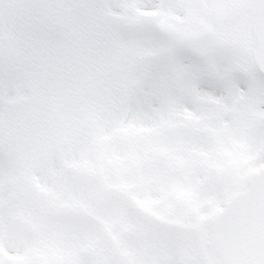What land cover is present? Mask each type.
I'll return each mask as SVG.
<instances>
[{
  "label": "snow or ice",
  "instance_id": "obj_1",
  "mask_svg": "<svg viewBox=\"0 0 264 264\" xmlns=\"http://www.w3.org/2000/svg\"><path fill=\"white\" fill-rule=\"evenodd\" d=\"M0 264H264V0H0Z\"/></svg>",
  "mask_w": 264,
  "mask_h": 264
}]
</instances>
